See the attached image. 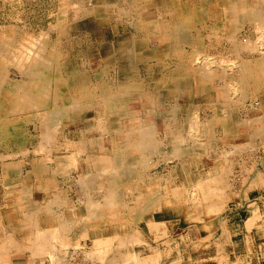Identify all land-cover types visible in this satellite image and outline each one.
I'll list each match as a JSON object with an SVG mask.
<instances>
[{
	"label": "rangeland",
	"instance_id": "1",
	"mask_svg": "<svg viewBox=\"0 0 264 264\" xmlns=\"http://www.w3.org/2000/svg\"><path fill=\"white\" fill-rule=\"evenodd\" d=\"M241 2L244 4L242 3L243 5H241ZM228 5L230 6L228 8L230 11L226 9ZM73 7L75 8L71 11ZM236 9L241 11L240 17L238 15L237 17L233 15ZM84 10L86 11L84 12ZM221 10L223 11L221 12ZM253 10L256 12L258 10L264 12V0H80V2L76 0V3L75 0H59V2L58 0H0V27H2L0 28V213L2 214L0 217V220H2L0 234L1 232L6 234L10 233L15 238V233L5 232V230L11 227L8 224V215H15V211L14 213H12V211L18 208L17 205L19 203L23 202V206L19 207L20 212L27 214L28 210H32L29 203L38 204L43 202L46 198L44 193H40L37 190L32 193L29 191H17L14 193L17 186L10 184L17 182L16 180L19 181V179H17L18 176L13 175V179L10 180L5 179L3 175L6 171L5 168L14 164V162L26 161L23 171H29V164L35 160L37 161L38 158L44 154L43 151L42 153L39 152L40 149L38 147L39 145L44 146L45 142L38 135H41V129L44 130L45 126L49 132L51 128L55 130L51 131V136L53 138L51 137V142L47 143L49 144L47 148H51V146L59 143L64 131L65 133L68 131L66 134H69L76 142L77 146H83L87 143L98 146L104 144L105 150H108L110 155L112 153V155H115V157H111L112 159L108 163L111 167L108 170V176L104 178L108 179L112 175L111 172L113 170V173L116 175L111 176V178L116 179L118 182L117 186L120 187L117 193L124 191L130 194L133 192L137 196V193L141 191L140 189L138 190V186L135 185V180H138L137 182L139 183V178L141 177H157L161 179L164 184L166 183V179H175L177 181L171 183V189L168 193H170L171 197L175 198L177 202L179 200L182 208L189 207L186 211H188L191 221L196 220L198 208L203 206L206 210H210L215 207H220L219 204L222 202L221 200H224L223 202L228 200L230 191L233 190L236 185L240 187L239 179L246 173L250 165L256 162L260 163L264 160V146L262 145L264 135L261 131L257 130L264 121V27H261L259 22L254 20V16H251L254 15ZM63 11L64 15L62 14ZM76 15L78 18H76ZM246 16L248 18H246ZM74 17L76 20H74ZM127 18L128 20H126ZM233 21L238 23L236 24V22ZM214 22L218 25L214 24ZM169 28L171 29L169 30ZM258 28L259 30H257ZM245 29L247 30L243 31ZM154 31H156V33ZM37 32L42 33L39 34ZM238 32L240 33L238 34ZM256 33H258V35ZM42 35H44V37ZM249 38L251 40H246ZM25 40L26 42H24ZM253 40H255V43ZM34 41L35 44H33ZM244 41L247 42L244 43ZM31 44L35 46H31ZM62 44L65 45L63 46ZM196 46H199L200 49H196ZM234 46L235 48L238 47V49H234ZM24 47H26V49ZM30 47L31 50H28ZM33 47L35 51H33ZM58 47L61 48L62 51L57 52L59 49L55 48ZM23 49H25V51ZM231 56L234 57L232 58ZM29 57L30 59H28ZM234 58L236 59L234 60ZM7 61H9V63ZM65 61H68L69 66L64 64ZM81 61H92V67L87 65L85 69ZM217 64L221 66V68H224H219ZM205 66H209V68H205ZM236 67L237 69H235ZM240 69L242 73H240ZM201 72L202 74L205 73V77L204 74L201 76ZM68 77L77 85V87L74 86L75 84L69 86V92L75 94L72 101L66 96L67 90L59 83L63 78L66 79ZM242 80L244 83H242ZM86 81L92 83L91 86L94 96L91 99L89 96L86 97V95H81V93L84 94L89 91V89L78 87L82 84L85 85ZM31 82H33V84L30 86ZM107 82L108 84H106ZM214 82L217 84L215 85ZM49 85H52L51 89ZM105 86H107V89H105ZM239 87L240 89L238 90L237 88ZM242 87L245 91L244 96L243 94L241 96L239 92H243ZM217 91H219V94ZM106 92L112 93L110 95H105ZM148 92H154L155 98L150 100L148 99L149 95L142 99L140 98V93L148 94ZM23 96L24 98H22ZM217 96L219 97L217 98ZM226 96L228 97L227 99H225ZM240 97L242 99H240ZM246 100L248 102L243 104ZM111 103L112 105H110ZM75 104L77 108L73 110L72 108ZM240 104L241 106H239ZM177 105L178 108L176 107ZM196 105H198V107ZM238 106L242 107V109H238ZM248 106L250 107L247 108ZM61 109L67 110L65 115L61 116L63 117L62 119H57L55 117V112L62 111ZM170 111L174 112L170 113ZM244 111L246 113H244ZM224 114L227 116V119L223 117ZM239 114L240 117L238 116ZM53 115L56 120H53ZM232 115H234V117H232ZM56 122L58 123L55 124ZM236 124H241V127L238 129L239 133H235L236 131L233 132ZM249 125L253 128L254 137L252 138V142L254 141V143L252 144L254 146L256 145L255 148H259L260 151L256 149V151L253 152L256 156L251 155V159H246V155H243L246 145L243 146V144L248 140L246 137L247 130L245 129ZM99 126H101V128ZM137 127H143L140 131L141 136L145 134V132L151 133L152 140L156 137L157 143L162 145L161 153L158 158L159 162L155 168L142 167L136 163V153L131 152L127 158L122 152H117L118 149L128 146L127 143L130 141L134 143L135 140H139L138 136L140 132L135 133L134 130L137 129ZM91 128H94L92 133H85V130ZM74 130L76 132H74ZM80 131H82V133L84 132L83 134H86V136L81 137ZM22 132L25 133L22 135ZM102 133L106 134L105 138L99 136ZM182 138H184L185 141ZM80 142L83 144H80ZM20 143L23 145L22 147H20ZM32 145L34 146L32 147ZM172 146H175L174 151L176 153H172ZM204 147L208 148V150ZM214 147L219 151L215 150L216 148ZM19 148H23V150L27 149L26 153L17 154L18 156L15 155L13 152H16L15 150ZM183 150H189L192 153L190 155V157L192 156V158H190V163L186 162V164L185 160L182 162V159H180L181 161H173L168 164L163 162L162 155H173L174 158H182ZM207 151L209 153H207ZM229 151H233V153ZM40 153L41 155H39ZM53 155L57 157L60 156V153L54 151ZM217 160H220V163ZM241 162H244L243 165ZM188 164L190 165L188 166ZM132 168L134 169L131 170ZM128 169L131 172L128 171ZM96 170L100 171L101 168ZM236 171L237 173H235ZM83 172H86V168H83ZM95 173H90L87 176ZM222 173L224 175H222ZM119 174L121 175L119 176ZM87 176L83 174L80 178ZM221 176L226 178L224 179ZM15 177L17 178L14 179ZM236 179L239 180L238 184H235ZM183 180H188L189 189L186 190L184 188V190H181L182 185L180 182ZM215 180L218 182H215ZM220 180L223 181L219 182ZM199 181H201L200 184ZM196 184L199 187H196L197 189L195 188ZM200 186L203 187L201 188L202 191ZM11 187L14 189V192L10 194L8 191ZM95 198L97 199V196H95ZM21 218L22 217L19 216L15 219ZM79 252L84 251L79 250ZM12 259L14 262L11 261L10 256L9 259L7 258L8 264H19L20 262H18V260L23 259V255H16ZM20 264H22V262Z\"/></svg>",
	"mask_w": 264,
	"mask_h": 264
},
{
	"label": "crops",
	"instance_id": "2",
	"mask_svg": "<svg viewBox=\"0 0 264 264\" xmlns=\"http://www.w3.org/2000/svg\"><path fill=\"white\" fill-rule=\"evenodd\" d=\"M55 49L62 51L59 47ZM81 62L84 68L87 65L92 67V61ZM64 64L69 66L68 61ZM59 83L67 90L66 96L72 101L75 94L69 92V86L75 84L74 81L68 77ZM91 85L87 81L85 85H79L80 88L89 89L81 95L91 99L94 96ZM74 86L77 87L76 84ZM111 93L106 92L105 95ZM147 96L151 100V97L155 98V93H140L141 99ZM239 127L241 124H236L233 132L239 133ZM141 129L137 127L135 133ZM92 130L94 128L87 129L85 133H92ZM246 130L248 140L243 145H246L247 157L248 154L253 155L257 148L254 149L252 144V126L246 127ZM80 132L81 137L86 136ZM63 133L61 143L56 142L58 145L44 150L43 157L28 163L29 171H23L25 161L5 168V179L11 180L13 175L18 176L14 179H19L10 185H21L15 192L11 187L8 193H32L37 190L44 193L46 198L38 204L29 203L32 210H28L27 214L20 212L21 206H18L12 211H15L14 216L8 215L11 227L5 232L15 233V238L10 233L1 232L0 264H8L9 256L14 262L12 258L16 255H23V259L18 260L22 264H264V160L261 164L256 162L250 165L239 179L240 187L236 185L230 191L228 200H221L223 203L219 204L220 207L206 210L202 206L197 210L196 220L191 221L186 211L189 207L182 208L179 200L177 202L168 193L171 183L177 181L175 179H166L164 184L157 177H141L139 184L135 180V185L140 186L138 189L141 191L137 196L133 192L107 194L104 189L100 192L81 188L79 178L83 174L95 173L98 168L109 173L111 166L108 163L115 155H110L104 144L77 146L69 134ZM148 135L141 136L140 132L138 141H130L128 146L117 152H122L127 158L131 152L136 153V163L142 167H157L162 145L157 143L155 137L151 142L157 147L152 144L149 150L143 151L142 143L147 142L144 138ZM99 136L105 138L106 134ZM172 147L174 153L175 146ZM50 150L59 152L60 156L55 157ZM183 151L184 159H181L188 163L191 152ZM162 160L168 164L180 158L163 155ZM83 168H86V172H83ZM239 180L236 179L235 184ZM180 184L181 190L189 189L188 180ZM97 202L102 204V208L90 207ZM109 202H114L112 209L103 208ZM19 216L22 218L15 219Z\"/></svg>",
	"mask_w": 264,
	"mask_h": 264
},
{
	"label": "bare ground",
	"instance_id": "3",
	"mask_svg": "<svg viewBox=\"0 0 264 264\" xmlns=\"http://www.w3.org/2000/svg\"><path fill=\"white\" fill-rule=\"evenodd\" d=\"M20 1H21V0H20ZM64 1H65V0H64ZM68 1H69V0H68ZM77 1H78V0H77ZM105 1H106V0H105ZM200 1H201V0H200ZM225 1H226V0H225ZM227 1H230V0H227ZM231 1H232V0H231ZM241 1H242V0H241ZM245 1H246V0H245ZM58 2H59V0H58ZM79 2H80V0H79ZM121 2H122V1H121ZM144 2H145V1H144ZM257 2H258V1H257ZM19 3H20V2H19ZM69 3H70V2H69ZM75 3H76V0H75ZM77 3H78V2H77ZM104 3H105V2H104ZM236 3H238V2H236ZM242 3H243V2H241V5L244 4V3H243V4H242ZM73 4H74V2H73ZM73 4H72V6H73ZM115 4H116V3H115ZM120 4H121V3H120ZM123 4H124V2H123ZM138 4H140V3H138ZM138 4H137V5H138ZM224 4H225V3H224ZM258 4H259V3H258ZM75 5H78V4H75ZM81 5H82V4H81ZM89 5H90V4H89ZM97 5H98V4H97ZM101 5H102V4H101ZM104 5H105V4H104ZM222 5H223V4H222ZM237 5H238V4H237ZM241 5H240V6H241ZM245 5H246V3H245ZM56 6H57V5H56ZM72 6H71V7H72ZM78 6H80V5H78ZM121 6H122V5H121ZM135 6H136V5H135ZM197 6H198V5H197ZM238 6H239V5H238ZM257 6H258V5H257ZM257 6H256V7H257ZM87 7H88V6H87ZM87 7H86V8H87ZM131 7H132V6H131ZM229 7H230V6L228 5V7H227L226 9H228ZM247 7H248V6H247ZM59 8H60V7H59ZM74 8H75V7L71 8V11H72V9H74ZM78 8H79V7H78ZM78 8H76V9L79 10L80 8H79V9H78ZM86 8H85V9H86ZM129 8H130V6H129ZM129 8H128V9H129ZM133 8H134V6H133ZM164 8H165V7H164ZM222 8H223V7H222ZM244 8H245V7H244ZM239 9H240V8H239ZM28 10H29V9H28ZM34 10H35V9H34ZM63 10H64V9H63ZM123 10H124V9H123ZM138 10H139V9H138ZM164 10H165V9H164ZM168 10H169V9H168ZM254 10H256V9H254ZM254 10H253L254 15H251V16H254V20H255L256 22H259V24H260L261 27H264V12L259 11V10L256 12V11H254ZM53 11H54V10H53ZM79 11H80V10H79ZM85 11H86V10H84V12H85ZM89 11H90V10H89ZM119 11H120V10H119ZM127 11H129V10H127ZM131 11H132V10H131ZM162 11H163V10H162ZM222 11H223V10H221V12H222ZM224 11L228 12V11H230V9H228V11H227V10H224ZM50 12H51V11H50ZM58 12H60V11H58ZM76 12H77V11H76ZM166 12H167V11H166ZM226 12H225V13H226ZM245 12H246V11H245ZM248 12H249V11H248ZM67 13H68V12H67ZM70 13H71V12H70ZM79 13H80V12H79ZM124 13H125V12H124ZM134 13H135V12H134ZM240 13H241V11L238 10V9H236V10L234 11V14H233V15H235L236 17H237V15H238V16L240 17V16H241ZM33 14H34V13H33ZM33 14H32V15H33ZM58 14H59V13H58ZM62 14L64 15V11H63ZM130 14H131V13H130ZM204 14H205V13H204ZM222 14H223V13H222ZM226 14H227V13H226ZM229 14H231V13H229ZM229 14H228V15H229ZM244 14H245V13H244ZM17 15H19V14H17ZM56 15H57V14H56ZM56 15H55V16H56ZM63 15H62V16H63ZM65 15H66V13H65ZM74 15H75V14H74ZM85 15H86V14H85ZM58 16H59V15H58ZM67 16H68V15H67ZM87 16H88V15H87ZM103 16H105V15H103ZM118 16H119V15H118ZM126 16H127V15H126ZM126 16H125V17H126ZM158 16H159V15H158ZM235 16H234V17H235ZM31 17H32V16H31ZM65 17H66V16H65ZM84 17H85V16H84ZM119 17H120V16H119ZM221 17H222V16H221ZM244 17H245V16H244ZM20 18H21V17H20ZM60 18H61V15H60ZM76 18H78L77 15H76ZM79 18H80V17H79ZM121 18H122V17H121ZM130 18H131V17H130ZM166 18H167V17H166ZM242 18H243V17H242ZM246 18H248V17L246 16ZM252 18H253V17H252ZM72 19H73V16H72ZM80 19H81V18H80ZM122 19H124V18H122ZM137 19H138V18H137ZM58 20H59V19H58ZM60 20H61V19H60ZM74 20H76L75 17H74ZM126 20H128V18H127ZM210 20H211V19H210ZM235 20H237V19H235ZM243 20H244V19H243ZM247 20H248V19H247ZM247 20H246V21H247ZM15 21H16V20H15ZM17 21H18V20H17ZM21 21H22V20H21ZM56 21H57V20H56ZM114 21H116V20H114ZM123 21H124V20H123ZM237 21H238V20H237ZM248 21H249V20H248ZM130 22H131V21H130ZM207 22H208V20H207ZM217 22H218V21H217ZM233 22H236V21H233ZM242 22H243V21H242ZM59 23H61V22H59ZM65 23H66V21H65ZM114 23H115V22H114ZM125 23H126V22H125ZM133 23H134V22H133ZM231 23H232V21H231ZM237 23H238V22H236V24H237ZM20 24H21V22H20ZM207 24H208V23H207ZM207 24H206V25H207ZM214 24H217V23L214 22ZM233 24H235V23H233ZM246 24H247V23H246ZM259 24H258V25H259ZM130 25H131V23H130ZM157 25H158V24H157ZM168 25H169V24H168ZM217 25H218V24H217ZM222 25H223V24H222ZM239 25H240V24H239ZM249 25H250V24H249ZM258 25H257V27H258ZM12 26H13V25H12ZM210 26H211V25H210ZM242 26H243V25H242ZM242 26H241V27H242ZM245 26H246V25H245ZM13 27H14V26H13ZM22 27H23V26H22ZM50 27H51V26H50ZM52 27H54V26H52ZM215 27H216V26H215ZM241 27H240V28H241ZM251 27H252V26H251ZM0 28H2V27H0ZM15 28H16V27H15ZM24 28H25V27H24ZM66 28H67V27H66ZM233 28H235V27H233ZM255 28H256V27H255ZM117 29H118V28H117ZM170 29H171V28H169V30H170ZM34 30H35V29H34ZM52 30H53V29H52ZM211 30H212V29H211ZM213 30H215V29H213ZM246 30H247V29H245V30H243V31H246ZM254 30H255V29H254ZM257 30H259V28H258ZM45 31H46V30H45ZM133 31H134V30H133ZM180 31H181V29H180ZM180 31H179V32H180ZM219 31H220V30H219ZM250 31H251V30H250ZM2 32H3V31H2ZM2 32H1V33H2ZM154 32L156 33V31H154ZM211 32H212V31H211ZM252 32H253V31H252ZM6 33H7V32H6ZM34 33H35V31H34ZM37 33H39V32H37ZM41 33H42V32H41ZM41 33H39V34H41ZM47 33H48V32H47ZM67 33H68V32H67ZM150 33H151V32H150ZM152 33H153V32H152ZM192 33H193V32H192ZM239 33H240V32H238V34H239ZM242 33H243V32H242ZM248 33H249V32H248ZM31 34H33V33H31ZM49 34H50V33H49ZM130 34H131V33H130ZM133 34H134V33H133ZM207 34H208V33H207ZM228 34H229V33H228ZM246 34H247V33H246ZM256 34L258 35V33H256ZM259 34H260V33H259ZM36 35H37V34H36ZM36 35H35V37H36ZM53 35H54V34H53ZM136 35H137V34H136ZM153 35H154V34H153ZM153 35H152V36H153ZM204 35H205V34H204ZM208 35H209V34H208ZM240 35H241V34H240ZM30 36H31V35H30ZM40 36H41V35H40ZM42 36L44 37V35H42ZM70 36H71V35H70ZM80 36H81V35H80ZM154 36H155V35H154ZM200 36H201V35H200ZM235 36H236V35H235ZM249 36H250V35H249ZM260 36H261V35H260ZM31 37H32V36H31ZM141 37H142V36H141ZM228 37H230V36H228ZM239 37H240V36H239ZM246 37H247V36H246ZM250 37H251V36H250ZM255 37H256V36H255ZM255 37H254V38H255ZM6 38H8V37H6ZM48 38H50V37H48ZM54 38H55V37H54ZM65 38H66V36H65ZM65 38H64V39H65ZM210 38H211V37H210ZM225 38H227V37H225ZM254 38H253V39H254ZM256 38H257V37H256ZM13 39H16V38H13ZM24 39H25V38H24ZM32 39H33V38H32ZM56 39H57V38H56ZM56 39H55V40H56ZM64 39H63V40H64ZM71 39H73V38H71ZM74 39H75V38H74ZM132 39H133V37H132ZM167 39H168V38H167ZM229 39H231V38H229ZM229 39H228V40H229ZM238 39H239V38H238ZM243 39H244V38H243ZM41 40H42V39H41ZM53 40H54V39H53ZM63 40H62V41H63ZM222 40H223V39H222ZM232 40H234V39H232ZM246 40H251V39L249 38V39H246ZM15 41H16V40H15ZM15 41H14V42H15ZM28 41H29V40H28ZM37 41H38V40H37ZM50 41H51V40H50ZM60 41H61V40H60ZM71 41H72V40H71ZM77 41H78V40H77ZM131 41H132V40H131ZM203 41H204V40H203ZM234 41H235V40H234ZM258 41H259V40H258ZM24 42H26V40H25ZM211 42H212V41H211ZM245 42H247V41H244V43H245ZM249 42H250V41H249ZM253 42L255 43V40H253ZM261 42H262V41H261ZM36 43H37V42H36ZM54 43H55V42H54ZM61 43H62V42H61ZM63 43H64V42H63ZM78 43H79V42H78ZM228 43H229V42H228ZM232 43H233V41H232ZM234 43H235V42H234ZM250 43H251V42H250ZM22 44H23V43H22ZM33 44H35V41H34ZM50 44H51V43H50ZM72 44H73V43H72ZM76 44H77V43H76ZM145 44H146V43H145ZM203 44H204V43H203ZM211 44H212V43H211ZM224 44H225V43H224ZM224 44H223V45H224ZM261 44H262V43H261ZM62 45H63V44H62ZM64 45H65V44H64ZM64 45H63V46H64ZM78 45H80V44H78ZM78 45H77V46H78ZM147 45H148V44H147ZM205 45H206V43H205ZM223 45H222V47H223ZM237 45H238V44H237ZM237 45H236V46H237ZM253 45H255V44H253ZM20 46H21V45H20ZM31 46H35V45H32V44H31ZM37 46H38V45H37ZM72 46H73V45H72ZM175 46H176V45H175ZM201 46H203V45H201ZM201 46H200V47H201ZM207 46H208V45H207ZM259 46H260V45H259ZM50 47H51V46H50ZM68 47H69V46H68ZM211 47H213V46H211ZM211 47H210V48H211ZM244 47H245V46H244ZM244 47H242V48H244ZM246 47H247V45H246ZM246 47H245V48H246ZM261 47H262V46H261ZM24 48L26 49V47H24ZM28 48H29V47H28ZM28 48H27V49H28ZM33 48H34V47H33ZM37 48H38V47H37ZM41 48H42V47H41ZM41 48H40V49H41ZM63 48H64V47H63ZM63 48H62V49H63ZM65 48H66V47H65ZM186 48H187V47H186ZM197 48L200 49L199 46H198V47L196 46V49H197ZM223 48H224V47H223ZM236 48L238 49V47H236ZM236 48H235V46H234V49H236ZM25 49H23V50L25 51ZM201 49H202V47H201ZM28 50H31V47H30V49H28ZM28 50H27V51H28ZM36 50H37V49H36ZM204 50H205V49H204ZM216 50H217V49H216ZM220 50H221V49H220ZM244 50H245V49H244ZM15 51H16V50H15ZM21 51H22V49H21ZM33 51H35V48H34ZM74 51H75V50H74ZM221 51H222V50H221ZM221 51H220V52H221ZM232 51H233V50H232ZM232 51H231V52H232ZM238 51H239V50H238ZM241 51H243V50H241ZM254 51H255V50H254ZM259 51H260V50H259ZM28 52H29V51H28ZM70 52H71V51H70ZM113 52H114V51H113ZM187 52H188V51H187ZM191 52H192V51H191ZM191 52H190V53H191ZM204 52H205V51H204ZM204 52H203V53H204ZM208 52H209V51H208ZM248 52H249V51H248ZM23 53H24V52H23ZM29 53H30V52H29ZM29 53H28V54H29ZM38 53H40V52H38ZM196 53H197V52H196ZM210 53H211V52H210ZM28 54H26V55H28ZM32 54H33V53H32ZM201 54H202V53H201ZM214 54H215V53H214ZM23 55H24V54H23ZM26 55H25V56H26ZM52 55H53V54H52ZM184 55H185V54H184ZM225 55H226V54H225ZM239 55H240V54H239ZM242 55H243V54H242ZM249 55H250V54H249ZM19 56H20V55H19ZM30 56H31V55H30ZM66 56H67V55H66ZM203 56H204V55H203ZM227 56H228V55H227ZM227 56H226V57H227ZM256 56H257V55H256ZM40 57H42V56H40ZM131 57H132V56H131ZM210 57H211V56H210ZM231 57H232V56H231ZM233 57H234V56H233ZM233 57H232V58H233ZM254 57H255V56H254ZM259 57H260V56H259ZM13 58H14V57H13ZM23 58H24V57H23ZM23 58H22V59H23ZM34 58H35V57H34ZM133 58H134V57H133ZM193 58H195V57H193ZM17 59H18V58H17ZM28 59H30V57H29ZM44 59H45V58H44ZM115 59H116V58H115ZM167 59H168V58H167ZM203 59H204V58H203ZM212 59H213V58H212ZM217 59H218V58H217ZM235 59H236V58H234V60H235ZM237 59H238V58H237ZM45 60H46V59H45ZM208 60H209V59H208ZM213 60H214V59H213ZM219 60H220V59H219ZM225 60H226V58H225ZM229 60H230V59H229ZM252 60H254V59H252ZM3 61H4V60H3ZM22 61H23V60H22ZM34 61H35V60H34ZM47 61H49V60H47ZM59 61H60V60H59ZM170 61H171V60H170ZM199 61H200V60H199ZM214 61H216V60H214ZM237 61H239V60H237ZM254 61H255V60H254ZM7 62L9 63V61H7ZM7 62H6V63H7ZM12 62H13V61H12ZM132 62H133V60H132ZM163 62H164V61H163ZM217 62H218V61H217ZM239 62H240V61H239ZM239 62H237V63H239ZM250 62H251V61H250ZM4 63H5V61H4ZM18 63H19V62H18ZM30 63H31V61H30ZM32 63H33V61H32ZM47 63H48V62H47ZM190 63H192V62H190ZM196 63H197V62H196ZM198 63H199V62H198ZM231 63H232V62H231ZM40 64H41V63H40ZM51 64H52V63H51ZM139 64H140V63H139ZM179 64H180V63H179ZM204 64H205V62H204ZM204 64H203V65H204ZM207 64H208V63H207ZM210 64H211V63H210ZM218 64H219V62H218ZM218 64H217V65H218ZM225 64H226V63H225ZM7 65H8V64H7ZM32 65H33V64H32ZM48 65H49V64H48ZM159 65H161V64H159ZM196 65H197V64H196ZM203 65H202V66H203ZM232 65H233V64H232ZM9 66H10V65H9ZM13 66H14V65H13ZM16 66H17V65H16ZM192 66H193V65H192ZM197 66H198V65H197ZM222 66H223V65H222ZM227 66H228V65H227ZM236 66H237V65H236ZM239 66H240V65H239ZM18 67H19V66H18ZM169 67H170V66H169ZM198 67H199V66H198ZM206 67L209 68V66H205V68H206ZM218 67L221 68V66H219V65H218ZM230 67H231V64H230ZM202 68H203V67H202ZM202 68H201V69H202ZM223 68H224V67H223ZM223 68H221V69H223ZM225 68H226V66H225ZM256 68H257V67H256ZM258 68H259V67H258ZM16 69H17V68H16ZM28 69H29V68H28ZM114 69H115V68H114ZM140 69H141V68H140ZM201 69H200V70H201ZM214 69H215V68H214ZM214 69H213V71H214ZM226 69H227V68H226ZM230 69H231V68H230ZM235 69H237V67H236ZM238 69H239V68H238ZM133 70H134V69H133ZM206 70H207V69H206ZM232 70H233V69H232ZM16 71H17V70H16ZM21 71H22V70H21ZM27 71H28V70H27ZM27 71H26V72H27ZM35 71H36V70H35ZM160 71H161V70H160ZM163 71H164V70H163ZM202 71H203V70H202ZM218 71H219V70H218ZM222 71H223V70H222ZM240 71H241L240 73H242V70H241V69H240ZM158 72H159V71H158ZM207 72H208V70H207ZM225 72H226V71H225ZM18 73H19V72H18ZM18 73H17V74H18ZM197 73H198V72H197ZM227 73H229V72H227ZM19 74H20V73H19ZM89 74H90V73H89ZM147 74H148V73H147ZM161 74H162V73H161ZM203 74H204V77H205V73H203ZM203 74H202V72H201V76H203ZM222 74H223V73H222ZM224 74H225V73H224ZM232 74H233V73H232ZM56 75H57V74H56ZM149 75H150V74H149ZM228 75H230V74H228ZM252 75H253V74H252ZM14 76H15V75H14ZM150 76H151V75H150ZM163 76H165V75H163ZM216 76H217V75H216ZM230 76H231V75H230ZM245 76H246V75H245ZM6 77H7V76H6ZM160 77H161V76H160ZM233 77H234V76H233ZM29 78H30V77H29ZM93 78H94V77H93ZM213 78H214V77H213ZM219 78H220V77H219ZM225 78H226V77H225ZM229 78H230V77H229ZM235 78H236V77H235ZM15 79H16V78H15ZM41 79H42V78H41ZM64 79H65V78H64ZM131 79H133V78H131ZM231 79H232V78H231ZM13 80H14V79H13ZM133 80H134V79H133ZM136 80H137V79H136ZM148 80H149V79H148ZM165 80H166V79H165ZM16 81H17V79H16ZM90 81H91V80H90ZM203 81H204V79H203ZM218 81H219V80H218ZM218 81H217V83H218ZM224 81H225V80H224ZM234 81H235V80H234ZM46 82H47V81H46ZM98 82H99V81H98ZM127 82H128V81H127ZM143 82H144V81H143ZM168 82H169V81H168ZM175 82H176V81H175ZM230 82L232 83L231 80H230ZM5 83H6V82H5ZM50 83H51V82H50ZM53 83H54V81H53ZM217 83H216V84H217ZM225 83H226V82H225ZM234 83L238 84L237 82H234ZM240 83H241V82H240ZM242 83H244L243 80H242ZM55 84H56V83H55ZM106 84H108V82H107ZM111 84H112V83H111ZM214 84H215V82H214ZM216 84H215V85H216ZM236 84H235V85H236ZM43 85H44V84H43ZM43 85H42V86H43ZM176 85H177V84H176ZM178 85H179V84H178ZM183 85H184V84H183ZM224 85H225V84H224ZM226 85H227V83H226ZM232 85H233V84H232ZM110 86H112V85H110ZM184 86H185V85H184ZM203 86H204V85H203ZM221 86H222V85H221ZM230 86H231V85H230ZM113 87H114V86H113ZM207 87H208V86H207ZM222 87H223V86H222ZM89 88H90V87H89ZM202 88H203V87H202ZM215 88H216V87H215ZM228 88H229V87H228ZM235 88H236V87H235ZM18 89H19V88H18ZM183 89H184V88H183ZM187 89H188V88H187ZM226 89H227V88H226ZM233 89H234V88H233ZM237 89L239 90L240 87L237 88ZM102 90H103V89H102ZM181 90H182V89H181ZM216 90H217V89H216ZM222 90H223V89H222ZM224 90H225V89H224ZM242 90H243V92H242V91H239V92H240L241 96H242V94H243V96H244L245 91H244L243 87H242ZM17 91H18V90H17ZM97 91H98V90H97ZM111 91H112V90H111ZM154 91H155V90H154ZM232 91H233V90H232ZM18 92H19V91H18ZM23 92H24V91H23ZM180 92H181V91H180ZM204 92H205V91H204ZM207 92H208V91H207ZM217 92H218V94H219V91H217ZM226 92H227V91H226ZM228 92H229V91H228ZM90 93H91V92H90ZM110 93H111V92H110ZM177 93H178V92H177ZM191 93H192V92H191ZM220 93H221V92H220ZM189 94H190V93H189ZM208 94H209V93H208ZM226 94H227V93H226ZM226 94H225V95H226ZM231 94H232V93H231ZM44 95H45V93H44ZM191 95H192V94H191ZM216 95H217V94H216ZM220 95H221V94H220ZM232 95H233V94H232ZM238 95H239V94H238ZM254 95H255V94H254ZM53 96H54V95H53ZM210 96H212V95H210ZM210 96H209V97H210ZM222 96H223V95H222ZM222 96H221V97H222ZM227 96H229V95H227ZM227 96H226L225 99L228 98ZM234 96H235V95H234ZM239 96H240V95H239ZM246 96H247V95H246ZM248 96H249V95H248ZM256 96H257V95H256ZM111 97H112V96H111ZM218 97H219V96H217V98H218ZM223 97H224V96H223ZM230 97H231V96H230ZM230 97H229V98H230ZM22 98H24V96H23ZM112 98H113V97H112ZM233 98H234V97H233ZM235 98H236V97H235ZM237 98H238V96H237ZM151 99H152V97H151ZM240 99H242V98L240 97ZM240 99H239V100H240ZM215 100H216V98H215ZM215 100H214V101H215ZM221 100H222V99H221ZM233 100H234V99H233ZM251 100H252V97H251ZM223 101H224V100H223ZM225 101H226V100H225ZM235 101H236V100H235ZM240 101H242V100H240ZM246 101H247V100H246ZM253 101H254V100H253ZM253 101H252V102H253ZM58 102H59V101H58ZM87 102H88V101H87ZM228 102H229V101H228ZM228 102H227V104H228ZM231 102H232V101H231ZM237 102H238V99H237ZM247 102H248V101H247ZM255 102H256V101H255ZM99 103H100V102H99ZM109 103H110V102H109ZM209 103H210V102H209ZM66 104H67V103H66ZM177 104H178V103H177ZM195 104H196V103H195ZM205 104H206V103H205ZM207 104H208V103H207ZM254 104H255V103H254ZM110 105H112V103H111ZM113 105H114V104H113ZM123 105H124V104H123ZM230 105H231V104H230ZM247 105H248V104H247ZM25 106H26V105H25ZM70 106H71V105H70ZM101 106H102V105H101ZM107 106H108V103H107ZM196 106L198 107V105H196ZM221 106H222V105H221ZM223 106H224V104H223ZM225 106H226V105H225ZM235 106H236V105H235ZM239 106H241V104H240ZM239 106H238V109H239V108L242 109V107H239ZM113 107H114V106H113ZM176 107L178 108V105H177ZM249 107H250V106H248L247 108H249ZM29 108H30V107H29ZM76 108H77V105H76V104L73 105V108H72V109L75 110ZM125 108H126V107H125ZM195 108H196V107H195ZM199 108H200V107H199ZM32 109H33V108H32ZM50 109H51V108H50ZM196 109H198V108H196ZM219 109H220V108H219ZM233 109H234V108H233ZM61 110H62L63 112H62V111H57V110H56L57 112H55V115H56L55 117H56L57 119H62L63 117H61V116H64V115H65V112H66L67 109H65V110L61 109ZM94 110H95V109H94ZM108 110H109V108H108ZM112 110H113V109H112ZM121 110H124V109H121ZM187 110H188V109H187ZM202 110H203V109H202ZM202 110H201V111H202ZM221 110H222V109H221ZM230 110H231V109H230ZM245 110H246V109H245ZM27 111H28V110H27ZM100 111H101V110H100ZM100 111H99V112H100ZM198 111H200V110H198ZM224 111H225V110H224ZM171 112H174V111H170V113H171ZM192 112H193V111H192ZM203 112H204V111H203ZM222 112H223V111H222ZM36 113H37V112H36ZM53 113H54V112H53ZM95 113H96V112H95ZM196 113H197V112H196ZM198 113H199V112H198ZM204 113H205V112H204ZM244 113H246V112L244 111ZM51 114H52V112H51ZM92 114H93V113H92ZM123 114H124V113H123ZM190 114H191V113H190ZM201 114H202V113H201ZM205 114H206V113H205ZM221 114H222V113H221ZM44 115H46V114H44ZM94 115H95V114H94ZM191 115H192V114H191ZM197 115H198V114H197ZM203 115H204V114H203ZM229 115H230V114H229ZM235 115H236V113H235ZM103 116H104V115H103ZM170 116H171V115H170ZM205 116H206V115H205ZM211 116H212V115H211ZM225 116H226V115H225ZM225 116H224V117H225ZM238 116L240 117V114H239ZM238 116H237V117H238ZM244 116H245V115H244ZM55 117H54V115H53V120H56ZM59 117H61V118H59ZM209 117H210V116H209ZM232 117H234V115H232ZM239 117H238V118H239ZM48 118H49V117H48ZM99 118H101V117H99ZM225 118H226V117H225ZM242 118H243V117H242ZM244 118H245V117H244ZM248 118H249V117H248ZM248 118H247V119H248ZM253 118H254V117H253ZM43 119H44V118H43ZM46 119H47V118H46ZM50 119H51V118H50ZM50 119H49V120H50ZM94 119H95V117H94ZM198 119H199V118H198ZM226 119H227V118H226ZM251 119H252V118H251ZM122 120H123V119H122ZM122 120H121V121H122ZM190 120H191V119H190ZM220 120H221V119H220ZM233 120H234V119H233ZM235 120H236V119H235ZM31 121H32V120H31ZM42 121H43V120H42ZM50 121H51V120H50ZM118 121H119V120H118ZM121 121H120V122H121ZM202 121H204V120H202ZM209 121H210V120H209ZM249 121H250V119H249ZM20 122H21V121H20ZM44 122H45V121H44ZM51 122H52V121H51ZM101 122H102V121H101ZM101 122H100V123H101ZM193 122H194V121H193ZM211 122H212V121H211ZM34 123H35V121H34ZM41 123H42V122H41ZM49 123H50V122H49ZM57 123H58V122H56L55 124H57ZM94 123H95V122H94ZM103 123H104V122H103ZM121 123H122V122H121ZM125 123H126V122H125ZM190 123H191V122H190ZM194 123H195V122H194ZM230 123H232V122H230ZM152 124H153V123H152ZM195 124H196V123H195ZM197 124H198V123H197ZM201 124H202V122H201ZM232 124H233V123H232ZM232 124H231V125H232ZM18 125H19V124H18ZM21 125H22V124H21ZM21 125H20V126H21ZM34 125H35V124H34ZM94 125H95V124H94ZM94 125H93V126H94ZM192 125H193V123H192ZM192 125H191V126H192ZM209 125H210V124H209ZM259 125H260V124H259ZM263 125H264V124L260 125V126L257 128V129H259L258 131H261V130H262ZM22 126H23V125H22ZM36 126H37V125H36ZM44 126H45V125H44ZM49 126H50V125H49ZM56 126H57V125H56ZM95 126H96V125H95ZM105 126H106V125H105ZM123 126H124V125H123ZM154 126H155V123H154ZM188 126H189V125H188ZM249 126H250V125H249ZM249 126H248V127H249ZM51 127H52V125H51ZM86 127H88V126H86ZM86 127H85V128H86ZM99 127L101 128V126H99ZM144 127H145V126H144ZM146 127H147V126H146ZM203 127H204V126H203ZM219 127H220V126H219ZM234 127H235V126H234ZM24 128H26V127H24ZM54 128H55V127H54ZM142 128H143V127H142ZM188 128H189V127H188ZM221 128H222V127H221ZM190 129H191V128H190ZM193 129H194V128H193ZM193 129H192V130H193ZM204 129H205V128H204ZM211 129H212V128H211ZM26 130H27V129H26ZM28 130H29V129H28ZM52 130H53V129L51 128V131H52ZM66 130H67V129H66ZM205 130H206V129H205ZM245 130H246V129H245ZM22 131H23V130H22ZM46 131H47V128H46V126H45V129H44V130L41 129V135H38V136H40V137L43 139V141L45 142V145H44V146H40V145H39V147H38V148L40 149L39 152H41V153H42V151H43V153H44V150L46 151L47 147L49 146V144H47V143H50V142H51V137H52V136H51V131H50V132H49V130H48L47 132H46ZM53 131H55V130H53ZM145 131H146V130H145ZM148 131H149V130H148ZM153 131H154V130H153ZM153 131H152V132H153ZM202 131H203V130H202ZM202 131H201V132H202ZM214 131H215V129H214ZM214 131H213V132H214ZM237 131H238V130H237ZM262 131H263V130H262ZM56 132H57V131H56ZM69 132H70V130H69ZM154 132H155V131H154ZM188 132H189V131H188ZM201 132H200V133H201ZM238 132H239V131H238ZM246 132H247V131H246ZM263 132H264V131H263ZM15 133H16V132H15ZM23 133H25V132H22V135H23ZM53 133H55V132H53ZM66 133H68V131H67ZM66 133H65V134H66ZM83 133H84V132H83ZM236 133H237V132H236ZM244 133H245V132H244ZM57 134H58V133H57ZM63 134H64V133H63ZM145 134H149V135L146 136V137L144 138L145 140H147V142H146L145 144L142 143V144H143V145H142V147H143L142 150H143V151H145L146 149L149 150V149H150V145L153 144V143L151 142V140H152L151 133H146V132H145ZM194 134H195V133H194ZM194 134H193V135H194ZM210 134H211V133H210ZM210 134H209V135H210ZM16 135H17V134H16ZM22 135H21V136H22ZM30 135H31V134H30ZM33 135H34V134H33ZM54 135H56V134H54ZM198 135H199V134H198ZM233 135H234V134H233ZM14 136H15V135H14ZM194 136H195V135H194ZM203 136H204V134H203ZM247 136H248V135H247ZM250 136H251V135H250ZM56 137H57V136H56ZM153 137H154V136H153ZM199 137H201V136H199ZM205 137H206V136H205ZM234 137H235V136H234ZM22 138H23V137H22ZM25 138H27V137H25ZM41 138H40V139H41ZM52 138H53V137H52ZM184 138H185V137H184ZM184 138H182V139L184 140ZM195 138H196V137H195ZM209 138H210V137H209ZM212 138H214V137H212ZM17 139H18V137H17ZM28 139H30V138H28ZM37 139H38V138H37ZM40 139H39V140H40ZM176 139H177V138H176ZM182 139H181V140H182ZM190 139H191V138H190ZM197 139H198V138H197ZM202 139H204V138H202ZM217 139H218V137H217ZM256 139H257V138H256ZM56 140H57V139H56ZM205 140H206V139H205ZM210 140H211V139H210ZM15 141H16V140H15ZM26 141H27V139H26ZM36 141H37V140H36ZM176 141H177V140H176ZM184 141H185V140H184ZM190 141H192V140H190ZM190 141H188V142H190ZM206 141H207V140H206ZM208 141H209V140H208ZM212 141H213V140H212ZM216 141H217V140H216ZM255 141H256V140H255ZM24 142H25V141H24ZM182 142H183V141H182ZM203 142H204V140H203ZM246 142H247V141H246ZM253 142H254V141H253ZM253 142H252V143H253ZM40 143H41V142H40ZM40 143H39V144H40ZM60 143H61V142H60ZM194 143H195V142H194ZM210 143H211V142H210ZM232 143H233V142H232ZM20 144H21V143H20ZM62 144H63V143H62ZM201 144H202V142H201ZM214 144H215V143H214ZM17 145H19V144H17ZM37 145H38V144H37ZM41 145H42V143H41ZM55 145H58V144H55ZM154 145L156 146L155 143L153 144V146H154ZM176 145H177V144H176ZM192 145H193V144H192ZM207 145H209V144H207ZM210 145H212V144H210ZM215 145H216V144H215ZM219 145H220V144H219ZM22 146H23V145L21 144L20 147H22ZM33 146H34V145H32V147H33ZM61 146H62V145H61ZM243 146H244V145H243ZM243 146H240V147H243ZM255 146H256V145H255ZM255 146H254V147H255ZM10 147H11V146H10ZM64 147H65V146H64ZM66 147H67V146H66ZM156 147H157V146H156ZM216 147H218V146H216ZM216 147H214V148H216ZM226 147H227V146H226ZM226 147H224V148H226ZM231 147H232V146H231ZM237 147H238V145H237ZM258 147H259V146H258ZM262 147H263V146H262ZM153 148H154V147H153ZM204 148H205V147H204ZM209 148H210V147H209ZM35 149H36V148H35ZM49 149H50V147H49ZM189 149H190V148H189ZM205 149L208 150V148H205ZM226 149H228V148H226ZM229 149H230V148H229ZM233 149H234V146H233ZM250 149H251V148H250ZM250 149H248V151H249ZM254 149H256V148H254ZM254 149H253V150H254ZM258 149H259V148H258ZM258 149H257V150H258ZM26 150H27V149H26ZM26 150H23V148H19L16 152H13V153H14L15 155L20 154V153H21V154H24V153H26ZM52 150H53V149H52ZM64 150H66V149H64ZM177 150H178V149H177ZM215 150L219 151L217 148H216ZM251 150H252V149H251ZM50 151H51V150H50ZM178 151H179V150H178ZM191 151H192V150H191ZM200 151H201V150H200ZM222 151H223V148H222ZM225 151H226V150H225ZM238 151H239V150H238ZM244 151H245V150H244ZM248 151H247V152H248ZM36 152H37V151H36ZM151 152H152V151H151ZM155 152H156V150H155ZM155 152H154V153H155ZM174 152H175V151H174ZM203 152H204V151H203ZM209 152H210V150H209ZM209 152L207 151V153H209ZM214 152H215V151H214ZM223 152H224V151H223ZM229 152L233 153V151H229ZM254 152H255V150H254ZM1 153H2V152H1ZM9 153H10V152H9ZM13 153H12V154H13ZM41 153H40L39 155H41ZM47 153H48V151H47ZM49 153H50V152H49ZM51 153H53V152L51 151ZM175 153H176V152H175ZM178 153H179V152H178ZM216 153H217V152H216ZM220 153H221V152H220ZM220 153H219V154H220ZM249 153H250V152H249ZM257 153H258V152H257ZM5 154H6V153H5ZM66 154H67V153H66ZM152 154H153V153H152ZM191 154H192V153H191ZM197 154H198V153H197ZM211 154H212V153H211ZM225 154H226V153H225ZM240 154H241V153H240ZM1 155H2V154H1ZM7 155H8V154H7ZM27 155H28V153H27ZM33 155H34V154H33ZM45 155H46V154H45ZM176 155H177V154H176ZM185 155H186V154H185ZM207 155H208V154H207ZM216 155H217V154H216ZM243 155H245V153H243ZM253 155H255V154L253 153ZM17 156H18V155H17ZM162 156H163V155H162ZM171 156H172V155H171ZM181 156H182V155H181ZM214 156H215V155H214ZM222 156H223V155H222ZM225 156H226V155H225ZM231 156H232V155H231ZM249 156H250V155H248L247 157H249ZM255 156H256V155H255ZM260 156H261V155H260ZM15 157H16V156H15ZM35 157H36V156H35ZM42 157H43V155H42ZM50 157H51V156H50ZM168 157H169V156H168ZM202 157H203V156H202ZM209 157H210V156H209ZM212 157H213V156H212ZM217 157H218V156H217ZM223 157H224V156H223ZM228 157H229V156H228ZM237 157H238V155H237ZM247 157H246V158H247ZM253 157H254V156H253ZM253 157H252V158H253ZM21 158H22V157H21ZM164 158H165V157H164ZM164 158H163V159H164ZM177 158H178V157H177ZM182 158H183V157H182ZM190 158H192V156H191ZM196 158H197V157H196ZM206 158H207V157H206ZM255 158H256V157H255ZM14 159H15V158H14ZM166 159H167V158H166ZM174 159H175V158H174ZM180 159H181V158H180ZM183 159H184V158H183ZM188 159H189V158H188ZM188 159H187V160H188ZM197 159H199V158H197ZM215 159H217V158H215ZM242 159H243V157H242ZM244 159H245V158H244ZM250 159H251V158H250ZM253 159H254V158H253ZM15 160H16V159H15ZM19 160H20V159H19ZM230 160H231V158H230ZM3 161H5V160H3ZM6 161H7V159H6ZM12 161H13V160H12ZM28 161H29V160H28ZM164 161H165V160H164ZM166 161H167V160H166ZM182 161H183V160H182ZM190 161H191V160H189L188 162H190ZM193 161H194V160H193ZM199 161H200V160H199ZM215 161H216V160H215ZM217 161H218V160H217ZM219 161H220V160H219ZM219 161H218V162H219ZM225 161H226V160H225ZM25 162H26V161H25ZM35 162H36V160H35ZM46 162H47V161H46ZM233 162H234V161H233ZM12 163H13V162H12ZM14 163H15V162H14ZM44 163H45V162H44ZM49 163H50V162H49ZM144 163H146V162H144ZM170 163H171V162H170ZM178 163H179V162H178ZM191 163H193V162H191ZM219 163H220V162H219ZM219 163H217V164H219ZM243 163H244V162H243ZM243 163L241 162L242 165H243ZM247 164H248V163H247ZM247 164H246V165H247ZM260 164H261V162H260ZM12 165H14V164H11V165H9V166H12ZM44 165H45V164H44ZM143 165H144V164H143ZM248 165H249V164H248ZM20 167H21V166H20ZM33 167H34V166H33ZM41 167H42V166H41ZM140 167H141V166H140ZM234 167H235V166H234ZM237 167H238V165H237ZM240 167H241V166H240ZM245 167H246V166H245ZM39 168H40V167H39ZM141 168H142V167H141ZM243 168H244V166H243ZM247 168H248V167H247ZM66 169H67V168H65V171H66ZM123 169H124V168H123ZM133 169H134V168H132L131 170H133ZM221 169H222V168H221ZM228 169H229V168H228ZM239 169H240V168H239ZM245 169H246V168H245ZM245 169H244V170H245ZM8 170L11 171V168H10V169L8 168ZM49 170H50V169H49ZM125 170H126V169H125ZM136 170H137V169H136ZM138 170H139V169H138ZM193 170H194V169H193ZM128 171H130V170L128 169ZM217 171H219V170H217ZM221 171H222V170H221ZM241 171H242V169H241ZM69 172H70V171H69ZM96 172H97V171H96ZM124 172H125V171H124ZM130 172H131V171H130ZM130 172H129V173H130ZM145 172H146V171H145ZM145 172H143V173H145ZM175 172H176V171H175ZM190 172H191V170H190ZM210 172H211V171H210ZM223 172H224V171H223ZM227 172H228V171H227ZM239 172H240V171H239ZM6 173H7V172H6ZM55 173H56V172H55ZM66 173H67V172H66ZM122 173H123V171H122ZM125 173H126V172H125ZM129 173H128V174H129ZM196 173H197V172H196ZM231 173H232V172H231ZM231 173H230V174H231ZM235 173H237V171H236ZM235 173H234V174H235ZM111 174H112L111 176L116 175L115 173H113V170H112ZM175 174H176V173H175ZM192 174H193V173H192ZM212 174H213V173H212ZM212 174H211V175H212ZM219 174H220V173H219ZM226 174H227V173H226ZM35 175H37V170L35 171ZM66 175H67V174H66ZM120 175H121V174H119V176H120ZM145 175H146V174H145ZM222 175H224V174L222 173ZM237 175H238V174H237ZM106 176H108V173H107V171H105V169H104V170L98 171V172L95 173V174H91L90 176L82 177V178H80V180H79L80 187L83 188V189H92V190H97V191H100V192L104 189V191H105V190L107 191V194H110V193H117V191H118L119 188H120V187L117 186V185H118L117 180L111 178V176H110L108 179H107V178H104V177H106ZM122 176H123V175H122ZM127 176H128V175H127ZM143 176H144V175H143ZM169 176H170V174H169ZM217 176H219V175H217ZM233 176H234V175H233ZM0 177H1V176H0ZM53 177H54V176H53ZM56 177H57V175H56ZM64 177H65V176H64ZM128 177H129V176H128ZM134 177H135V176H134ZM214 177H216V176H214ZM221 177H222V176H221ZM221 177H220V178H221ZM237 177H239V176H237ZM241 177H242V176H241ZM247 177H248V175H247ZM252 177H253V176H252ZM136 178H137V177H136ZM222 178L225 179L226 177H222ZM222 178H221V179H222ZM101 179H104V180H101ZM214 179H215V178H214ZM227 179H228V177H227ZM229 179H230V178H229ZM246 179H247V178H246ZM263 179H264V178H263ZM136 181H137V180H136ZM222 181H223V180H220L219 182H222ZM106 182H107V183H106ZM215 182H218V181L215 180ZM224 182H225V181H224ZM191 183H192V182H191ZM138 184H139V183H138ZM216 185H217V184H216ZM136 186H137V184H136ZM202 186H203V185H202ZM138 187H139V186H138ZM143 187H144V186H143ZM196 187H198L197 184L195 185V188H196ZM17 188H18V187H17ZM198 188H199V187H198ZM201 188H203V187L200 186V189H201ZM207 188H209V187H207ZM134 189H135V188H134ZM185 189H186V188H185ZM196 189H197V188H196ZM196 189H195V190H196ZM18 190H19V188H18ZM138 190H139V189H138ZM144 190H145V189H144ZM208 190H211V189H208ZM173 191H174V190H173ZM201 191H202V189H201ZM83 192H84V191H83ZM185 192H186V191H185ZM89 193H90V192H89ZM123 193H124V192H123ZM190 193H192V192H190ZM144 194H145V193H144ZM188 195H189V194H188ZM188 195H187V197H188ZM190 195H191V194H190ZM189 198H190V197H189ZM22 203H23V202L19 203L17 206H22ZM113 204H114V202L105 203V206H104L103 208L106 207V208H110V209H112V205H113ZM191 204H192V203H191ZM90 207H92V208H97V209H98V208H102V204H101L100 202L92 203V205H91ZM113 210H114V209H113ZM192 210H193V209H192ZM95 211H96V210H95ZM95 213H96V212H95ZM192 215H193V214H192Z\"/></svg>",
	"mask_w": 264,
	"mask_h": 264
}]
</instances>
